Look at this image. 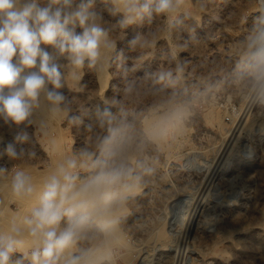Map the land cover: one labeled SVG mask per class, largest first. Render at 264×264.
<instances>
[{"label": "clouds", "instance_id": "obj_1", "mask_svg": "<svg viewBox=\"0 0 264 264\" xmlns=\"http://www.w3.org/2000/svg\"><path fill=\"white\" fill-rule=\"evenodd\" d=\"M100 2L103 9L96 8V0H0V129L13 135L0 147V160L12 165H0V186L12 201L30 204L0 231V264H118L129 204L164 179L159 145L185 131L193 116L191 103L176 91L187 67L177 54L188 42L174 46L167 66L144 79H126L123 98L94 110L80 105L76 114V97L63 90L84 91L86 70L107 76L126 29L149 26L127 41L131 52L140 53L138 65L185 20L206 12L211 0H196L195 12L190 0ZM252 2V24L239 44L232 86L242 104L264 119V0ZM105 12L119 18L112 22ZM242 18L246 22L249 15ZM187 31L195 42L196 29ZM221 86L210 82L201 95ZM146 98L152 103L143 112L128 108V101ZM83 115L89 117L86 142L57 161L37 185L17 165L41 158V142L49 141L55 121L79 126ZM188 204L185 200L181 209ZM218 223L214 216L202 222L208 231Z\"/></svg>", "mask_w": 264, "mask_h": 264}, {"label": "rangeland", "instance_id": "obj_2", "mask_svg": "<svg viewBox=\"0 0 264 264\" xmlns=\"http://www.w3.org/2000/svg\"><path fill=\"white\" fill-rule=\"evenodd\" d=\"M195 5L196 0H190L193 12ZM96 8L103 9L100 0H96ZM253 11L252 0H211L206 12L185 20L180 31L169 40L161 39L153 54L138 65L140 53L131 52L127 41L149 26L129 27L118 40L107 76L97 77L86 70L84 91L63 90L76 97V114H81L80 105L88 110L107 106L113 98H123L126 79H144L161 65L167 66L174 46L188 42L177 54V60L186 61L187 67L176 91L191 103L193 116L185 131L173 133L159 145L164 179L129 204L118 264H264V119L242 104L232 86L239 44L251 27ZM104 15L112 22L119 18ZM244 15H249L246 22ZM188 28L196 29L195 42L189 40ZM217 81L222 85L219 91L201 95L208 83ZM151 103L146 98L127 105L139 113ZM242 115L250 122L240 126L224 155L231 130L219 127L217 120L234 128ZM82 119L79 126L55 121L49 141L41 142V158L17 166L29 171L39 185L57 161L86 142L89 117L83 115ZM0 135L4 138L0 147L13 140L7 129H0ZM0 165L12 166L7 158ZM182 195L189 197L182 200ZM185 200L189 204L182 210ZM0 202V231L6 230L9 217L25 214L30 207L28 202L12 201L2 186ZM209 216L219 218L215 231L202 224ZM148 221L151 224L145 227Z\"/></svg>", "mask_w": 264, "mask_h": 264}, {"label": "bare ground", "instance_id": "obj_3", "mask_svg": "<svg viewBox=\"0 0 264 264\" xmlns=\"http://www.w3.org/2000/svg\"><path fill=\"white\" fill-rule=\"evenodd\" d=\"M246 111V110H245ZM244 114V113H243ZM250 121H249V118H247V116L246 115H242L240 118H239V121H238V123L236 124V126L234 127V128H232L231 126H227L223 121H221V120H217V125H219V127H221L222 129H224V130H227V131H230L231 130V134H230V138H229V141L225 144V146H224V148H223V150H222V154H224L225 155V153L228 151V149H229V146H230V144H231V142H230V139L232 138V140H233V138L235 137V134L237 133V131L239 130V128H240V126H242V124L244 123V126L246 125V124H248ZM249 126V125H248ZM231 140V141H232ZM220 156H221V154H220ZM224 157V156H223ZM221 165V164H220ZM219 167V166H218ZM216 175V174H215ZM209 180V179H208ZM207 183H208V181H207ZM206 186V185H205ZM189 197V195H182V197L180 198V199H182V200H184V199H186V198H188ZM192 208V207H191ZM192 216V215H191ZM234 217H236V215L234 216ZM193 218H195V217H193ZM196 220V219H195ZM193 222H195V221H193V219H192V223ZM194 225H195V223H194ZM183 244V243H182Z\"/></svg>", "mask_w": 264, "mask_h": 264}]
</instances>
